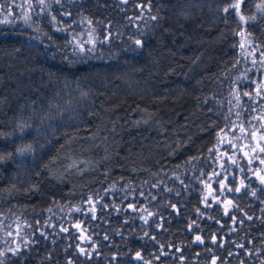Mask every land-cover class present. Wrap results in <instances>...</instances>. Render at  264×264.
Here are the masks:
<instances>
[{
    "label": "trees",
    "instance_id": "obj_1",
    "mask_svg": "<svg viewBox=\"0 0 264 264\" xmlns=\"http://www.w3.org/2000/svg\"><path fill=\"white\" fill-rule=\"evenodd\" d=\"M18 1L0 213L31 240L0 264H264V0Z\"/></svg>",
    "mask_w": 264,
    "mask_h": 264
},
{
    "label": "rangeland",
    "instance_id": "obj_2",
    "mask_svg": "<svg viewBox=\"0 0 264 264\" xmlns=\"http://www.w3.org/2000/svg\"><path fill=\"white\" fill-rule=\"evenodd\" d=\"M21 2L22 1L19 0L18 4H22ZM261 13H264V1L258 3L256 6V14ZM251 19L252 17H247V20ZM240 48L243 50L244 53H246L249 58L256 57V51L254 49L252 40L246 30H242L240 32ZM234 105V112L237 114L238 112H240L239 115L243 116L244 112L242 113L241 111V103L236 102ZM253 109L254 111L249 118L251 121L249 123L252 125L251 127L255 126L258 121L264 119L262 111L260 112V110H258L256 106H254ZM251 127L249 124L247 125L246 123H243V125H241V130L248 128L251 133L255 132V129H251ZM224 136L227 137V133L222 135V138ZM263 174L264 171L262 170L260 176H262ZM30 240L31 232L29 229L28 222L25 220L24 215L18 206H14L5 213H0V262L6 259L10 252H15L18 249L26 246Z\"/></svg>",
    "mask_w": 264,
    "mask_h": 264
},
{
    "label": "snow or ice",
    "instance_id": "obj_3",
    "mask_svg": "<svg viewBox=\"0 0 264 264\" xmlns=\"http://www.w3.org/2000/svg\"><path fill=\"white\" fill-rule=\"evenodd\" d=\"M231 7L236 8V7H238V5H231ZM225 11H228V9H225ZM136 43L139 45L141 42L139 40H137ZM245 95H247V93ZM262 139H264V137H262ZM24 151H25L24 149H18V153L21 155L24 153ZM261 151H264V148H262ZM262 163H264V161H262ZM259 179H260L261 184H264V176L259 177ZM236 191H239V189H236ZM253 195H255V193H253ZM197 240L199 241L200 238L197 237ZM213 264H215V261H213Z\"/></svg>",
    "mask_w": 264,
    "mask_h": 264
},
{
    "label": "flooded vegetation",
    "instance_id": "obj_4",
    "mask_svg": "<svg viewBox=\"0 0 264 264\" xmlns=\"http://www.w3.org/2000/svg\"><path fill=\"white\" fill-rule=\"evenodd\" d=\"M262 187L264 188V184H262Z\"/></svg>",
    "mask_w": 264,
    "mask_h": 264
},
{
    "label": "water",
    "instance_id": "obj_5",
    "mask_svg": "<svg viewBox=\"0 0 264 264\" xmlns=\"http://www.w3.org/2000/svg\"><path fill=\"white\" fill-rule=\"evenodd\" d=\"M264 176V175H263Z\"/></svg>",
    "mask_w": 264,
    "mask_h": 264
}]
</instances>
